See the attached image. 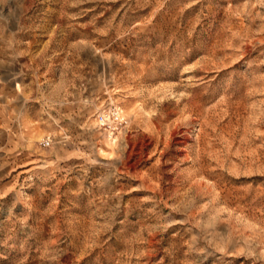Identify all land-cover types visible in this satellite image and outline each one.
<instances>
[{"label": "rangeland", "instance_id": "obj_1", "mask_svg": "<svg viewBox=\"0 0 264 264\" xmlns=\"http://www.w3.org/2000/svg\"><path fill=\"white\" fill-rule=\"evenodd\" d=\"M0 264H264V0H0Z\"/></svg>", "mask_w": 264, "mask_h": 264}, {"label": "built area", "instance_id": "obj_2", "mask_svg": "<svg viewBox=\"0 0 264 264\" xmlns=\"http://www.w3.org/2000/svg\"><path fill=\"white\" fill-rule=\"evenodd\" d=\"M120 112L119 108H109L99 112L96 115L95 120L97 124L103 127L106 131H111L114 129L116 121L120 118Z\"/></svg>", "mask_w": 264, "mask_h": 264}]
</instances>
